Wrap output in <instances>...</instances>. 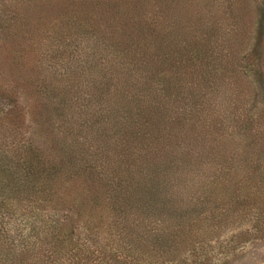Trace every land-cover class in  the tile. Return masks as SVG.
I'll list each match as a JSON object with an SVG mask.
<instances>
[{"label": "trees", "instance_id": "trees-1", "mask_svg": "<svg viewBox=\"0 0 264 264\" xmlns=\"http://www.w3.org/2000/svg\"><path fill=\"white\" fill-rule=\"evenodd\" d=\"M9 1L0 0V96L9 102L0 264H207L204 243L239 221L250 223L244 238L264 239V123L234 111L225 125L183 90L188 70L211 73L214 24L192 10L185 25L182 0H23V11ZM74 31L86 38L78 64ZM28 121L48 132L50 148L25 138ZM74 192L93 223L87 234L60 214Z\"/></svg>", "mask_w": 264, "mask_h": 264}, {"label": "rangeland", "instance_id": "rangeland-1", "mask_svg": "<svg viewBox=\"0 0 264 264\" xmlns=\"http://www.w3.org/2000/svg\"><path fill=\"white\" fill-rule=\"evenodd\" d=\"M16 1L19 2V10L23 11V8H20L23 0H10V5H7V8L16 6ZM190 2L191 5L187 4L185 0L179 3V7L185 12H181V20L185 25H187L188 19L194 20L193 10L202 19L204 18V23L208 28L214 24L212 26L214 27V36L211 37L213 40L208 48L212 60L210 63L211 73L205 70L204 75L206 76L203 79V77H199L197 69L192 72L188 70L185 78L190 84H187L188 87L183 90H192L197 96L200 95V98L208 104L207 107L210 106L211 112L218 111L222 114L225 125L231 126L232 121L228 116L234 111L245 115L243 119L248 117L264 123V0H190ZM96 7L97 9L93 13L97 14L96 17L99 18L104 7L99 2H96ZM70 11L67 12L71 15L79 9L73 7ZM107 27L109 28L110 25ZM207 27L202 30L206 31ZM102 28L100 27V30ZM104 29L106 28H103V31ZM77 32H72L68 45L75 52L71 59L77 60L78 64L81 60V53L84 52L83 47L86 46V41H84L86 38H82L80 43L81 37L73 35ZM174 32L170 29L169 36L172 39H175ZM36 41L34 38L32 41L25 40L24 42L23 40L22 43L34 42L35 45ZM49 41L47 36L43 42L48 43ZM68 50L70 52V49ZM52 51L51 56L57 53ZM57 58L60 59L61 56ZM202 70L204 69L202 68ZM13 91H15L14 95H17V90ZM23 95L21 94V99H19L21 102H25L26 99V96L23 97ZM191 100L188 99L185 104L190 103ZM8 103L7 99L0 96V122L2 121L1 114L8 110ZM24 126L25 138H30L29 140L41 146L44 151L51 147L52 137L48 132L29 121ZM225 129L230 131V129ZM0 140L2 139L0 138ZM241 151L238 156L234 157L233 163L237 165L236 169H240L243 164L241 163L243 162V151ZM193 178H197V181L202 179L196 174ZM63 190L66 192L68 189ZM238 194L241 192L238 190L234 192V195ZM80 196L83 198V194H77L76 197L75 192L72 193L68 199L69 203L61 207L62 209L68 207V211L60 213L68 225L74 228L76 235L86 233L84 230L90 228L87 224H93L88 218L90 215H87V212L81 213L82 209L78 208V203L82 200ZM98 212V210L94 212L95 217ZM96 219L93 217V220L96 221ZM249 224V221H239L208 239L201 252L206 260L210 259L207 264H264V239L255 238L253 235L244 238ZM92 228L94 231L96 230L94 229L96 226ZM100 228L104 229L102 226ZM201 262L206 264L204 260L198 264H202Z\"/></svg>", "mask_w": 264, "mask_h": 264}]
</instances>
